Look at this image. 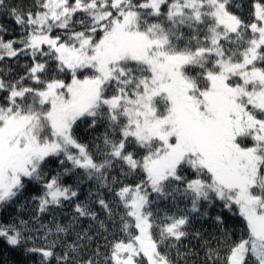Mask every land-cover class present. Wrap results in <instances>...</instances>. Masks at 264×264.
Here are the masks:
<instances>
[{
  "label": "snow or ice",
  "instance_id": "obj_1",
  "mask_svg": "<svg viewBox=\"0 0 264 264\" xmlns=\"http://www.w3.org/2000/svg\"><path fill=\"white\" fill-rule=\"evenodd\" d=\"M243 10L0 0V241L31 264H264V0Z\"/></svg>",
  "mask_w": 264,
  "mask_h": 264
},
{
  "label": "trees",
  "instance_id": "obj_2",
  "mask_svg": "<svg viewBox=\"0 0 264 264\" xmlns=\"http://www.w3.org/2000/svg\"><path fill=\"white\" fill-rule=\"evenodd\" d=\"M22 2H23L25 7H28L31 4L32 0H22ZM242 2L244 3V10L242 12V15L245 18H248L249 6L252 3V0H242ZM4 20L6 22V26L8 27V30H9V35L5 36L4 39L8 40V39L12 38L13 36H18L19 35V29L16 28L13 21L7 17H5ZM52 35H55V33H52ZM25 62H30V61H28V58L22 57L19 63L23 64ZM7 64H11V67L13 68V73H12L13 77L20 75V74H23L24 69L19 67L15 63V61H7L6 60L5 66ZM66 79H68V78H66ZM102 131H103V126H99L93 131V130H87V126L85 124H81L80 128L77 131V137L81 143L88 145L90 152L94 153L93 141H94L95 137L97 135H99V133H101ZM118 172H119V170L117 169L115 174H118ZM66 182L71 183L72 181L68 180ZM125 182L135 183V181H133V180H128ZM88 187H89V185L82 186L83 190L81 192L80 199L85 198V195L87 194V191H88ZM183 206H184L183 203H181L180 207L183 208ZM166 208L169 210V212L176 211V209L172 208L170 205L162 203L161 204V211L163 212V210ZM63 211H64L65 215L62 217V219L66 223L67 220L71 218L72 206L67 205ZM215 211H216V209H212L213 213H215ZM26 215H27V212H26ZM5 219H7V214H5ZM47 219L48 218L45 217V220H47ZM87 224H88L87 221H83L81 226L87 227ZM195 226L201 227L200 222L196 221ZM203 228L207 229V231H209V232L212 231V227H211L210 222H205L203 225ZM68 239L71 240L72 237H69ZM100 242L103 243L102 240ZM184 243L188 244L189 241L185 240ZM31 259L32 258H26L20 251L14 250V249L10 248L9 246H7L2 241H0V264H31ZM53 264H54V262H53Z\"/></svg>",
  "mask_w": 264,
  "mask_h": 264
}]
</instances>
